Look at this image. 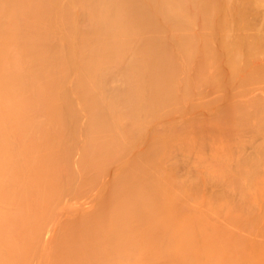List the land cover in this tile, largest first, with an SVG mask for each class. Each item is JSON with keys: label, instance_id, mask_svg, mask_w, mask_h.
I'll list each match as a JSON object with an SVG mask.
<instances>
[{"label": "bare ground", "instance_id": "bare-ground-1", "mask_svg": "<svg viewBox=\"0 0 264 264\" xmlns=\"http://www.w3.org/2000/svg\"><path fill=\"white\" fill-rule=\"evenodd\" d=\"M60 1V3H57V1L55 2L54 0H0V264H178L175 259H172L178 258V255H190L196 260L194 264H200V262L201 264L202 262H204L203 264H226L227 261L224 262V260H228V255L226 256V254H230L233 248H228V246L224 247L227 244H225L224 241L222 243V239L219 240L222 245L219 241H215V245L212 246H210V244L213 242H207L208 244H206L201 251L200 247L202 246L186 244L183 241L167 242L163 222L164 220H171L173 217L167 192L162 185L157 183V179L152 176L148 167L144 169L137 163L132 164L125 162L127 156H119L116 149H108L111 153H106L104 151L97 152L92 154L89 160L86 159V161L88 160L86 163L88 164L89 162L90 168H92L91 165H93V168L97 171V174H93L92 170L94 169L92 168L93 177H89L90 179L87 178L88 180L85 179L87 175L85 177L84 167L81 166L83 165L81 162L79 163L82 169L81 174L76 170L82 149L77 143L70 146L68 149H63L62 152L46 156L44 159L35 163L30 162L29 164L11 166L6 164L8 149L7 138L10 139L14 134H18L19 136L22 135L24 139L28 138V135L36 134L42 144H50L59 137L66 136L68 132L86 130L87 122L98 124L109 119L114 112L111 111L113 105L121 103L122 101H128L130 98L129 95L126 96V85L123 82L126 79V73L135 69L132 66V63H134L133 60H135L133 58L140 55V53H138V55L136 53V44H134V50L131 46L132 43L135 42L138 37L143 41V39H146L144 37L148 36V38L143 41V44H141L143 46L139 49H143L148 57L149 55L151 56L153 52L156 54L158 51H161L164 56H166V54L170 55L171 50L169 51V45L173 46V44H180L182 49H180L179 53L177 55L174 54L178 52L174 51L177 47H172V55L170 56H174L175 58L179 56V60L180 58L182 60V54L186 52L184 55H188L187 53H189V51L187 50H190L189 47L191 45L197 48L195 45L197 43L195 42H198L201 34L198 30L199 26H202L203 29H207V34L210 30L211 32L209 33H212V31L213 34L215 33L214 31L217 30L215 28L218 25L215 24L214 26V23L217 19L219 21V18H217L219 17L218 10L222 8V6H220L221 8L219 7L218 3L222 4L223 0H220V2L216 0L218 2L216 4H218L219 8L217 13L215 12L217 15L216 18L214 16V21L211 18L213 14L210 16V5H213L211 4V0V3L209 0H201L203 2V7H201L199 11L198 8H200V6L198 5L202 3L200 0V2L198 1L199 4H197V0H70V2L73 3V7L67 5L70 3L69 0L67 3V0ZM226 1L224 0V5H226ZM229 1L230 0H228V2ZM243 1L244 0H242L241 3ZM248 1L250 0H247V2ZM256 1L257 0H255V2ZM64 2L66 3V7L63 5L65 4ZM230 2L229 6L231 4ZM247 2L245 1V4ZM61 3H63L61 6L62 8L60 7ZM256 3L254 5H256ZM260 3H257V5L260 4L259 11L261 12V9L264 8V4H262L263 0ZM76 4H80L77 8L81 6L86 9L91 17L90 30L87 29L89 31L82 32L84 30L82 29L83 22L82 24L80 23L81 28H79L82 29L81 36L79 35L80 33L77 32V23L74 22L75 18L73 15L76 14L73 13L72 15L71 11L75 10L72 8H74ZM235 5H237V3ZM238 7H240V3ZM248 7L249 5L247 8ZM231 8L228 9L227 6L228 11L226 12L224 10L229 16H232L229 10L230 12L234 11V15L235 11L239 9L234 10L236 6L233 7V9ZM245 8L243 4L242 9L240 7L239 11H245ZM255 8H253L254 11H256ZM84 9L82 10L83 12ZM188 10L195 14V16L191 15L195 18H192L188 14ZM213 10L215 11V9ZM34 12H38L37 17H35ZM198 12H200L201 18ZM197 14L198 17L196 16ZM239 14H242V17L244 15L243 13ZM247 15L249 14L247 13ZM256 15L258 16V14ZM220 16L222 17V15ZM249 16H245L243 20ZM257 18L259 20L260 17L258 16ZM40 19H43L42 22H44L45 25L39 23ZM85 19L88 18L85 17ZM249 19H246L247 23L241 20V22H243L241 25L246 24V28L248 25H253L252 28L255 27V32L256 30L258 32L259 29L256 28H258L259 25L258 27L256 26L258 23L260 24L262 20L258 22L256 19L255 21L257 23L254 24V21L251 19L253 23L250 24V22H248ZM260 19L263 18L261 17ZM231 20L233 21V18ZM237 20L238 18L236 21ZM57 21L59 24H57ZM199 21H202L201 24ZM227 21H229V19H227ZM236 21L234 20V22L238 24L239 22L237 23ZM87 22L88 20L85 21V23ZM221 22H223V20H221ZM222 25L220 24V27ZM238 25L237 28H239ZM235 26L233 27L235 28ZM243 26L241 29H244ZM228 27H230V25ZM261 27L264 28V25ZM219 29L218 32H220ZM230 29H227L228 31L226 33L233 34L235 30L231 32ZM239 30L240 28L236 31ZM245 31H249L250 33L254 30L251 31L248 27ZM246 32V37L244 36L241 38H246L247 41H249L252 37L248 39L250 35ZM257 32L255 33L256 35ZM206 33L205 40L203 39L204 41L211 36V34L207 36ZM226 33L224 35L221 33V37L224 39L222 45L225 44ZM250 34L253 36V33ZM255 34L253 39L254 37L256 39ZM260 34L258 40L264 41V38L263 40L261 39L263 34L261 32ZM77 35L80 37L77 38ZM202 35L201 37L203 38ZM237 35L233 34V36ZM240 35H243V33ZM240 35L238 37H240ZM218 36V38H221L220 35ZM238 37H235L236 40L232 38L233 41L231 42L230 39H227L230 46H233V48L235 47L234 50L241 44V40ZM158 39L161 43L164 42L162 44L164 46L161 45L160 47V41ZM210 39L207 43L210 42ZM259 41H257V43H259ZM215 42H210L207 47H210L211 43L214 44H212L214 47L217 46ZM255 42L253 41V46L251 45L253 49L254 45L257 46ZM122 43H127L126 46H128V48L121 46ZM207 43L205 42L206 45ZM217 43L219 42H216V44ZM116 44L117 46H115ZM244 45L246 46L247 44ZM262 45L264 47V43ZM114 46L117 48L115 49ZM194 46H192L193 49ZM245 46H243L242 50H244ZM251 46H249L251 51H245L248 55L255 52V50L252 51L253 49ZM131 47L133 49H131ZM137 47H139V45ZM207 47L204 49H207ZM241 47L242 45H240V50L238 51H241ZM260 47L264 49L262 46L258 47L259 50L257 51L259 52L256 53V51L254 53L257 58L259 55L256 54H260L261 57L263 55L261 52H264V50L261 51ZM210 48L213 50V47ZM230 48L231 47H229V49ZM217 49L220 50L221 48L217 46ZM222 49L224 51V46H222ZM226 49L228 50V47L225 48V51ZM198 50L200 52V48H198ZM216 50L215 53L210 50L209 52H212V55L215 56L214 54L222 51ZM231 50L226 52L227 55L229 53L231 56L235 53L234 51H232L233 54L230 53ZM194 51L197 53V49L193 51L190 50L192 54L194 53L193 55L196 54ZM204 52L207 53V51ZM241 52L243 53V51ZM241 52L239 54L236 52L237 55H239L238 57H240V55L242 56ZM236 53L234 57H237ZM199 54L201 55V53ZM199 54L195 56L198 55L199 57ZM205 54L203 53L204 57L207 56H205ZM143 56L140 55L141 58ZM164 56L163 58H167ZM195 56L193 57L195 58ZM207 57L210 59L211 54L210 57ZM232 57L226 58L225 61L222 60L224 59L222 58V65L228 59V61L233 59ZM248 57H251V55ZM163 58L160 59L164 60ZM243 58H245L244 55ZM151 59H147L146 62ZM197 59L198 58H195L196 61ZM215 59H217L216 56ZM237 59L233 60L237 62L239 61V59ZM171 60L173 59L171 58L170 61ZM181 60L179 62H181ZM191 60L194 61L192 57ZM213 60L210 59L209 61L213 62ZM217 60L220 62L219 59ZM248 60L247 58V62H249ZM257 60L259 61V59ZM141 61L144 62L145 60L141 59L140 62L137 63H142ZM173 61L176 62L178 59ZM228 61L226 64H229ZM241 61L246 62L244 59H241ZM241 61L240 63L243 65L244 63ZM184 62L187 61L185 60ZM204 62L206 63V61ZM252 62L253 60L251 63ZM205 63H203V65ZM240 63L238 62L239 66ZM258 63L254 65L256 69ZM163 64L165 63L163 62ZM210 64L213 68V64ZM214 64L216 65V62ZM246 64L247 63H245V65ZM75 65L76 67L78 65V75L75 79L76 82L74 81L72 84V76L70 73H72V70L75 68L73 67L72 69L71 67ZM222 65H220V63L217 65L220 66L218 67L220 70L224 66L227 67V65H223L221 68ZM247 65L243 66L247 68ZM261 65L263 66V64ZM209 66L208 64V67ZM235 67L233 68L235 69ZM165 68L166 67H164V69ZM230 68L232 67H229L228 70ZM259 68L264 69V66ZM202 69L204 70V67ZM213 69L211 72H208L212 73ZM262 69H260V72L257 71L258 69L256 71L264 74V70ZM251 70L255 71L253 68ZM251 70L247 69L245 73ZM162 71L166 72L165 70ZM168 71L170 70L168 69ZM172 71L171 72L174 73V70ZM216 71H219V69ZM232 71L230 73H232ZM164 72H157L154 74L155 83L159 81L157 82L158 86H155V88L167 95L173 87V76L172 73L169 72L170 74L168 76L162 77L160 74ZM223 72L221 71V74ZM226 72L229 75V72ZM235 72L236 70L234 74ZM252 73L253 72H251V75L258 74ZM202 74L203 73H201V75ZM201 75L199 74V76ZM248 75L250 77V74ZM218 76L220 77L221 75ZM225 76L226 74H223L219 80L223 81L226 79L227 81V78L222 79ZM260 76L258 75L253 78L259 80L260 78L257 77ZM192 77L196 78L195 76ZM213 77L212 74L210 78L211 81L217 79ZM242 77L239 78L241 79ZM232 78L234 77L232 76ZM250 78L246 81H250L249 84L253 82L252 84L254 85L256 80L253 79L254 81L251 82L252 79L250 80ZM164 79L166 80L164 81ZM206 80L207 79H205V81ZM240 81L238 83L243 86L244 81L241 83ZM262 81H264V76L263 80L261 78L260 82ZM218 82L221 81H217V83ZM260 82L259 86L262 83L264 84V82ZM205 83L208 84L209 82H203V84ZM238 83L236 81L235 85ZM214 84L215 81L212 85L214 86ZM226 84L228 83L226 82ZM36 85H41L42 89L40 97L39 94H35L39 98L37 99L36 106L31 111L29 106L21 101L20 95L28 90L34 89ZM181 85L182 84L178 85V87ZM246 85V87L250 86L247 83ZM253 85L252 87L250 86L251 89L254 88V90L257 91L258 86L253 87ZM216 86H214L213 89L216 88ZM240 86L241 85L235 86V89L238 87L240 88ZM219 87L223 89L220 84ZM260 87H258V89ZM262 87H264V85ZM184 88H186V85ZM225 90H227L226 87ZM245 90L248 91V88ZM245 92L242 94L245 95ZM142 98H144V96L142 94L139 95V99ZM122 103V105L131 106L135 104V102ZM37 110H41L44 119H41L40 116H34ZM84 117H86V120H83ZM28 126L34 127L38 131H30ZM140 153H142V151ZM140 153L135 152L136 155H140ZM158 153L159 149H151L140 162L155 164ZM107 162L110 164L109 166ZM87 168L88 167H85L84 169ZM112 173L114 174L112 175ZM117 175L119 180L116 179L114 183L113 178ZM82 183L83 186L84 183H86L85 187H87V184H90L91 186L88 185V187L90 186L91 188L94 186L93 189L95 188V191L93 194V191L88 192L91 193L90 196L83 190V186L81 187V190L85 191L86 195L88 194L90 197L93 195L92 199H90V197L83 198L85 195H81V192L79 193L80 190H77L78 193L76 194L83 196L82 198L84 200L88 199L91 201L87 202L89 206L87 203L85 204V206L87 205L88 207H83L84 204L81 207L73 203L72 205L74 207L78 206L79 209L76 210V213H72V215L71 212L74 209L71 208L72 205L69 202L71 205L70 207L67 199L70 200V198L73 197L70 195H72ZM69 196L70 198H68ZM82 198L81 202L83 201ZM77 199L74 198L70 201L73 202L75 200V202H80V200L78 201ZM81 202L79 204H81ZM229 239L227 240L225 238L223 240L231 247L233 244L230 242L232 238L230 241ZM231 253H234V251ZM201 254H204L202 256L206 255L205 257L207 260L204 259L205 257L202 258V256H200ZM224 256H226V258Z\"/></svg>", "mask_w": 264, "mask_h": 264}, {"label": "rangeland", "instance_id": "rangeland-1", "mask_svg": "<svg viewBox=\"0 0 264 264\" xmlns=\"http://www.w3.org/2000/svg\"><path fill=\"white\" fill-rule=\"evenodd\" d=\"M54 1L55 2L57 1V3L61 2L60 0H54ZM198 1L199 0H197V4H199L201 0L199 2ZM211 1H210L211 4L214 5L215 3L214 6L210 5L211 6L210 16L211 14H213V17H211L213 21L215 20L214 16L216 18L217 15L215 14V12L217 13V10L220 6H222V8L220 7L221 9L218 10L219 17L217 18H219V21L217 19L218 22L215 20L214 23V26L215 24L218 25V26L216 25L218 28L217 27L215 28L217 30L214 31L216 34L215 33L213 34V31L212 33H209L211 32L210 30L208 34L209 36L211 34L210 38L212 39H210L209 37L208 38L210 39V42L216 41L220 43V44L219 43L216 44L215 42V45H217L218 48H221L220 50L222 51L219 53L217 52V54L220 56L222 54L221 59L224 58L222 59L224 61L226 60V58H230L232 56L233 59H237L239 55H237L236 52H238L239 54L241 51H243V53L241 52L242 56L240 55V57H238L239 61L236 62L233 59H230V61L231 60L234 61V62L233 61L230 62L228 61L229 60L228 59L227 61L229 62V64L228 63L226 64L227 62L226 61L224 62L223 65H227V67L226 66L223 67L221 63L223 61L220 59V56L214 54L216 58L219 59L220 62H218V60L215 59V56L212 55L213 53H215L217 46L214 47L213 46L214 44L211 43L210 47H213V50L212 48L207 47L208 44L210 43V42L207 43V41H209L208 38L206 41H204L205 33L207 32V29H203L202 26H199L198 28L199 32H201L200 39L198 40V42H195L197 44L193 43L196 45L197 48H195L194 45H191L189 47L190 50L192 51L194 49H197V53L195 51L194 52L196 54L201 53V55L199 54V57L198 55L195 56L196 54L193 55L194 53L192 54L190 50H187L189 51L190 55L189 53H187L188 55H184L186 54V52L182 54V60L185 59L187 62H184L185 60L182 61L181 58H180L181 62H179L180 61L178 58L179 56L177 58H175L174 56L172 57L170 56L172 55L171 53L173 48L177 47L176 50L174 51L175 52L178 51L177 53L174 54L177 55L179 53L180 49H182L181 48L182 46L180 44L178 45L173 44V46L169 45L170 46L169 51L171 50L170 51L171 53L169 52L170 55L166 54V56H164L161 51L160 52L158 51L162 55L161 56L158 52H156V54L153 52L154 54L152 53L151 56L153 55L152 57L154 56L155 57L153 58L154 60L151 59L152 57L150 55L148 57L143 49L139 50L143 46L141 44H143V41H145L148 38V36L144 37L146 39L141 38L143 39V41H141L140 37H138L136 39L138 43L134 40L135 42H133L131 46L134 48L135 46L134 44H136L135 48L137 55L138 53H140V55L143 56V54L145 53L146 58L145 55L143 56L144 59L143 57L141 58L140 55H138L142 60H145L144 62L141 61L142 63H137L140 62L141 60L138 56L133 58L135 60H133L134 63H132V66L135 69L130 70L129 73H126L125 75L126 79L123 82L126 85V90H127L126 96L129 95L130 98L128 101H122V102L124 103L135 102L134 105L132 106L122 105L123 104L122 102L117 103L113 105L111 111L114 112L109 119H106L104 122L98 124L93 122H89V123L87 122L86 130H80L79 132L77 131L68 132L66 136L59 137L57 140H55L50 144H46V143L42 144L39 140V137H37L36 134L28 135V138L26 139H24L22 135L19 136L18 134H14L13 136L10 137V139L7 138L8 149L6 155L7 156L6 164L11 166L17 164L18 165H23L26 163L29 164L30 162L35 163L44 159L46 156L62 152L63 149H68L70 148V146L77 143V145L82 149L76 170L78 171L79 174H81L82 172L81 166L84 168L88 167L87 168L88 171L90 169L89 172L87 171V169L83 168L85 172V177L87 175L85 179L88 180L87 178L89 177L91 178V176L93 177V174H97V171L95 168H93V165H91L92 168L94 169L92 170L93 171L92 174L91 171L92 168H90L89 162L88 164L86 163L90 159L92 154L102 151L106 153H111L108 149H116L117 154L119 156H123V155L127 156L125 162H129L132 164L137 163L144 169L148 167L152 173V176H154V178L157 179V183L159 185H162L165 191L167 192V196L171 204V210L173 213V217L171 220H164L163 222L167 242L183 241L186 244L202 246L200 247V251H201V249H203V247L206 244H208L207 242L209 243L213 242L212 244H210V246H212L215 245L214 244L215 241H219L222 239L221 240L222 243L224 241L225 244H227V245L224 244L225 245L224 247L228 246V248H233L232 250L234 251V253H231L233 252L231 251L230 254H226V256L227 255L228 257L230 256L229 258L227 257L228 260H224V262L227 261L226 264H264V90H263L264 87H262L264 85L262 82L264 81L260 82L261 78L263 80L264 74L262 73L263 74L262 76L261 73L257 72V71L260 72V69H262L259 67L264 66V60H263L264 52H261L264 49H261L260 47L261 49L260 52L263 53L261 57L260 54H256L259 55L257 58L255 57L254 54L257 50H259L258 48L259 46H262V48H264L262 45L264 41H259L260 39L258 40V36L260 32L264 35V31H263L264 28L261 27L264 25L263 22L264 8L262 7L263 9H261V12L259 11L261 4L260 2L262 0L261 1L257 0L260 2L256 1L257 3H260L258 5L255 2V0H250L248 2L247 0H244L242 3L245 5L246 8L245 11L241 10L242 12L239 11L240 7L242 9V5H243L241 3L242 0L241 1L230 0L231 1V2L229 1L231 3L230 6L228 0L227 1L225 0L227 2V3L225 2L226 5H224V0L222 2L223 5L217 2V1L220 2V0L217 1L211 0ZM245 1L247 2L246 4ZM67 2L68 0L66 1V3ZM235 2L237 3V5H235L236 4ZM253 2H255L256 5H254L255 3ZM66 3L65 4L61 3L60 7L62 6V4L65 6ZM216 3L219 4V7L218 4ZM239 3H240V7H238ZM72 4L73 3L70 2L67 5L72 6ZM262 4H264V0ZM78 5L76 4V6L72 8L75 9L76 11L71 10L72 15L73 13L76 14L73 15V17L75 18L74 22H76L79 25L80 23L82 24L83 22L82 29L84 30L82 32L85 31L87 32L90 30L91 17L89 16V13L86 11V9L82 8L81 6L77 8ZM246 5L247 6L249 5L250 7V8L248 7L249 12ZM198 6H200V8L197 7L199 11L201 10V7H203V2ZM227 6L228 9L230 8L233 9V7L235 6L236 8H234V10L239 8L238 10H236L238 14L235 11V14L237 16L235 14L233 15L234 12L233 10H231L233 12H230L229 10V13H231L233 17L231 15L229 16L228 13H226L228 11ZM255 6L256 8L258 7L259 8L256 9ZM253 8H255L256 11H254ZM83 9L86 14L82 11ZM213 9H215V11ZM188 12L190 16L191 15L195 16L193 12L189 10ZM246 12L252 16L247 15ZM198 13L200 15V12ZM239 13H243L245 16H249V17H246L243 20L245 16L243 15L242 17L241 16L242 14L240 15ZM37 14L38 12H34L35 17H37ZM256 14H258V16L260 18L262 17L263 19L259 18L258 20L257 18L258 16ZM220 15H222V17ZM196 16L198 17V14ZM85 17L88 19H85ZM230 17L231 19L233 18V21L230 19ZM237 18L238 20L236 21ZM247 18L248 19L250 18L248 20L250 24L253 23L251 22V19L252 21H254V24L257 23L255 21L256 19L258 20V22L260 20H262L261 23L263 22L262 23L263 25L261 23L260 24L258 23L256 26L258 27L259 25V27L256 28L259 29L258 30L259 33L256 30L257 35L255 34L256 33L255 27L252 28L253 25L249 26L247 24L251 31L254 30L250 33H253V36L254 34L256 35V39L254 37L255 40L253 39V36L252 34L249 33V31L248 32L245 31L246 29H248V27L247 28L245 27L246 24H243L244 26L241 25L243 23L241 22V20L247 23L246 21ZM227 19H229V21H227ZM87 20L88 22L85 23V21ZM221 20H223V22H221ZM234 20L237 23L241 22L240 24L238 23L241 27L238 24H236ZM42 21L43 19H40L39 23H43V25H45L44 22ZM199 22L201 24L202 21ZM57 24H59L58 21ZM77 24H76L78 28L77 32L80 33L79 35L81 36L82 35L81 34L82 29H80L81 25L79 26ZM220 24L223 25L220 27ZM228 24L230 25V27H228L229 26ZM232 25L235 26V28ZM237 25L240 28L239 31H236L237 29H239L237 28ZM242 26L244 27V29H241ZM231 27H233L234 29L233 28L230 29ZM218 29L220 32H218ZM227 29H230L231 32L232 30H235L236 32L233 31V34L235 35L237 34L240 35L242 33L243 35H240V37H238L239 35L233 36L232 33L229 34L226 33L228 31ZM224 32L227 34V36L225 35L226 42L224 41L225 44L222 45L223 44L222 41L224 39L223 37H221L222 36L221 33L224 35L225 34ZM245 32L249 33L250 35L248 36V39L249 37L250 38L252 37L251 39H249V41L251 40L250 41L251 44L249 41H247L246 38H241L244 36L246 37L247 34H245ZM217 33L218 35H220L222 40L221 38H218L219 36L217 35ZM79 35H77L78 36L77 38L80 37ZM201 35L203 36V38L201 37ZM263 35L261 36L262 40L264 38ZM235 37H238L241 40L240 41L241 44L239 43L240 45H242L241 51H238L240 50L239 49L240 45L239 47L237 46V49H235L236 50L235 51L234 50L235 47L233 48V46H230L229 44L228 40L230 39L231 42L233 41L232 38ZM218 39H220L221 41ZM234 40H236V38ZM253 41L254 42L256 41L255 44L258 46L257 47L254 45V49L252 47ZM257 41H259V43L262 44L260 45L259 43H257ZM205 42L207 43V45L205 44ZM163 43L164 42L161 43L160 41V47ZM243 43L247 44L246 46L252 45L251 46L253 49L252 51L255 50V52H252L253 54L250 53L248 55V53L246 52H248L250 48L249 46L246 47ZM126 44L127 43H122L121 46L128 48ZM138 45L139 47H137ZM179 45L180 48L178 49ZM115 46H117V44ZM115 46L114 48L116 49L117 47ZM192 46H194V49ZM204 46L207 47L208 50L204 49L205 48ZM222 46H224V51L226 47H228V50L226 49V51L224 52ZM243 46H245L246 49L244 47V50H242ZM132 47L131 49H133ZM229 47L231 48L229 49ZM198 48H200V52ZM209 50L213 51V53L212 52L210 53ZM218 50L219 49H217L216 51ZM229 50H231L230 53L232 54H233L232 51H234L237 57H234L235 53L231 56L229 55V53L227 55L226 52H228ZM204 51H207V53ZM202 52L204 54L206 53L205 56L207 55L209 57L211 54L210 59L211 60L215 59V60H213V62L212 61L210 62L209 61L210 59H208L207 56H206L207 58L204 57ZM258 52L259 51H257L256 53ZM243 55L245 58H243ZM247 55L248 56L251 55V57H248ZM157 56L160 57L158 58ZM163 56L167 58H163ZM189 56H191L194 61H192L191 57ZM193 56H195V58H198L197 61ZM200 56H202L204 59ZM149 58L151 60L146 62L147 59ZM160 58H163L164 60ZM171 58L175 61L178 59V61L176 62H174L173 60L170 61ZM188 58L191 61H189ZM240 58L242 60L244 59V61L246 62L241 61ZM247 58L249 59L248 60L249 62H247ZM257 59H259V61ZM252 60L253 62L251 63ZM204 61H206V63ZM214 61L216 62V65L214 64L215 63ZM240 61L244 63L243 64L244 66H246L249 63L247 65V68L244 67L240 63ZM257 61L261 63H258ZM163 62L165 64H163ZM238 62L240 63L241 67L239 66ZM203 63L205 64L203 65ZM210 63L213 64V68L215 66L214 69L216 68H217L216 70L219 69L220 74L219 71H216L211 67L212 65ZM217 63L218 64L220 63V65H222L221 68L223 67L222 68L223 70L222 69L220 70V68H218L220 66H217L218 65ZM245 63L247 64L245 65ZM257 63L259 66V67L257 66L258 70L254 66ZM208 64L210 65L209 67ZM261 64H263V66ZM228 66L232 67L230 68L231 70L229 69L230 71L228 70L229 68ZM235 66H237L239 70ZM73 67L75 68L73 69ZM164 67L166 68L164 69ZM203 67L204 70L202 69ZM205 67L207 70L205 69ZM233 67H235V69ZM71 68L73 69L72 70L73 72L71 71L72 73H70V75L72 76L71 81L73 84L74 81L76 82L75 79L78 75V65L77 67L75 65L72 66ZM224 68L226 69V71L229 72V75ZM252 68L253 70L255 69V71L257 70L256 72L258 74L255 71H252L251 70ZM168 69L170 71H168ZM212 69L214 73L213 72L209 73L211 72ZM247 69L251 71H247L245 73V70ZM162 70H165L166 72ZM172 70H174V73H172L173 72ZM235 70H236L235 72L236 75L234 74ZM156 71L158 73L164 72L163 74H160L162 77L168 76L170 74L169 72L172 71L171 73L173 76L172 77L173 87L167 95H165L163 92H160L159 90H157V88H155V86H158L157 82H159L157 81L156 84L154 80V74L157 73ZM221 71L224 72L221 74ZM231 71L233 75L232 73H230ZM251 72H253L252 74L256 73L257 75L255 74L251 75ZM201 73H203L202 74L203 77ZM199 74L201 76H199ZM212 74L214 76L213 78H217L218 75L223 76V74L224 75L226 74V76L223 77L222 79L227 78V81L226 79L223 81L219 80L221 76L220 77L218 76L217 78L218 80L216 79L217 81L222 82V83L221 82L218 83L220 84L221 87H223V89L219 87V84L215 79L211 81L210 78L212 77ZM248 74H250V77L252 78H250ZM258 75L259 76L261 75L260 77H257L260 78L259 80L253 78ZM192 76H195L196 78ZM232 76L234 78H232ZM235 76L237 78L243 76L242 77L243 79L242 78L237 79ZM204 78L207 80L205 81ZM249 78L250 80L252 79L251 82L256 80L255 81L256 83H254V85L252 84L253 82L249 84L250 81L247 82ZM165 80L166 79H164V81ZM238 80L239 81L241 80L240 83L244 81L243 83L244 85L242 86V84H239ZM214 81L217 86L214 84L216 88L213 89L214 86L212 84L214 83ZM225 81L228 84H226ZM236 81L238 84L235 85ZM203 82H207V83L209 82V83L203 84ZM259 82L263 84V85L260 84V86L262 85L261 87L259 86ZM246 83L251 87L253 85V87L258 86L260 88L258 89L257 87V91H256L254 90V88L251 89L250 86L246 87L247 86ZM180 84L182 85L178 87V85ZM185 85L186 88H184ZM208 85L209 86L212 85V86L209 87ZM237 85L238 86L241 85V86L240 88L238 87L235 89V86L237 87ZM40 86L36 85L34 89L28 90L24 92L22 95H20L21 101H23L27 106H29L31 111L36 106L37 99L40 97V92L42 89V86L41 87ZM225 87L227 90H225ZM247 88L248 91L245 90ZM240 89L242 91L244 89L243 92L247 91L244 93L245 95L242 94L243 92ZM35 94H39V97ZM141 94L144 96V98L139 99V95ZM34 116H40L41 119H44L41 110H37ZM85 118L86 117H84L83 120H86ZM28 129L33 132L38 131L31 126H28ZM155 148L159 149V153L156 156L155 164H146V162H140L142 161L141 159L145 156L146 153H148L151 149L154 150ZM141 151L142 153H140ZM135 152L137 153L139 152L140 155H136ZM86 159L88 160L86 161ZM80 162L83 165L80 166L79 164ZM107 164L108 166L110 165L108 162ZM113 174L114 173H112V175ZM114 178L113 181L115 183V180L118 179V175L114 176ZM88 185L90 184H87V187H85L86 183H84V186L82 183L81 186L79 185L76 191L73 192V194L70 196H73L75 199L78 198L77 200L78 201L80 200V202H81V198L83 197L81 195H85L83 198L90 197L91 193L88 192L93 191L92 192L93 194L95 188L93 189L94 186L91 188L90 187L91 185L88 187ZM82 186H83V190H85L90 196L88 194L87 196L86 192L81 190ZM86 189H90V190H86ZM77 190H80L79 193L81 192L80 193L81 195L76 194L78 193ZM70 196L68 198H70ZM73 197L70 198V200L71 199L73 200L74 199ZM92 197H90V199H92ZM67 200L69 205L70 203L71 205L74 203V205L77 204L78 206L81 207L83 204H84L83 207H86L87 205L89 206V203L87 202L91 201L88 199L87 200L83 199L84 203L82 201L81 204H79L80 202H75V200L73 202L70 201L69 199ZM86 203L87 205L85 206ZM78 206H75L76 207L75 208L72 205L71 208L74 210L71 212V214L76 213V210L79 209ZM225 238L227 240L230 238L229 241L232 238V241H230L231 243H233L232 246L230 244L231 247H229V244L226 243L225 240H223ZM219 243L222 245L220 241ZM202 255L204 254H201L200 256ZM178 256H179L178 258H172L175 259L178 264H194V262L196 261L190 255L188 256L178 255ZM205 256H202V258ZM226 256L224 257L226 258ZM204 259L207 260L206 257ZM203 263L204 262H202V264Z\"/></svg>", "mask_w": 264, "mask_h": 264}]
</instances>
